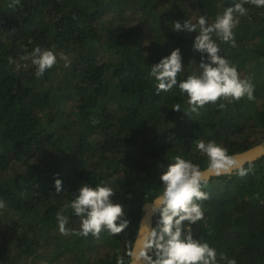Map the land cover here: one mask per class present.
Listing matches in <instances>:
<instances>
[{
    "label": "trees",
    "instance_id": "1",
    "mask_svg": "<svg viewBox=\"0 0 264 264\" xmlns=\"http://www.w3.org/2000/svg\"><path fill=\"white\" fill-rule=\"evenodd\" d=\"M241 2L0 0V264H129L141 206L163 193L160 176L175 157L202 171L210 160L199 141L229 156L264 140V6L245 3L247 15L234 14V45L212 34L219 55L254 86L253 100L220 98L192 112L179 89L207 60L193 49L198 17L211 25ZM185 20L195 32L173 30ZM36 47L57 58L41 76L22 59ZM177 48V85L157 92L152 64ZM82 183L112 188L128 221L119 234H80L70 205ZM201 191L203 218L184 221L185 231L215 249L218 264H264V156L202 181ZM58 213L68 217L66 235ZM159 259L150 240L149 264Z\"/></svg>",
    "mask_w": 264,
    "mask_h": 264
},
{
    "label": "clouds",
    "instance_id": "2",
    "mask_svg": "<svg viewBox=\"0 0 264 264\" xmlns=\"http://www.w3.org/2000/svg\"><path fill=\"white\" fill-rule=\"evenodd\" d=\"M245 3L256 7L264 6V0H242L241 3L227 7L222 15H217L211 25H208L205 16L198 17L200 32L194 38L193 49L202 55L206 54L207 60L202 59L199 63V75H190L186 80L179 82L180 91L186 93L189 98L192 112L208 103L215 104L220 98L238 101L247 96L249 100L254 99V86L250 81L242 80L237 69L219 55V46L212 39V34L215 33L222 41L234 45L233 28L239 23L234 14L247 15L248 9L243 6ZM19 4L20 0H12L9 7ZM173 25V30L177 33L195 32L196 29V25L186 20L183 23L175 21ZM29 58L36 66L37 76L43 75L57 62L53 51L39 47L33 49L30 57H22ZM182 69V56L178 48L172 50L168 56L162 57L158 63L152 64L150 75L158 81L157 92H168L177 85V74ZM173 110L180 111V105H175ZM197 149L209 157L210 167L217 175L226 170L230 158L223 147L214 141L201 140ZM240 174L245 173L242 171ZM202 180L203 174L198 166L179 156L175 157V163L170 164L167 171L160 176L164 191L159 197V226L158 231L153 230L151 234V243L159 251V264H218L215 249L207 242L194 239L191 230L185 231L183 224L184 221L195 223L203 218L204 213L197 201L207 199L208 194L201 191ZM54 187L56 193H60L62 181L55 179ZM113 195L112 188L106 184L92 188L87 183H82L77 189L70 206L74 213L81 217V235L87 237L91 233L98 236L103 228L113 234H119L127 226L128 221L123 219V207L113 202ZM2 207L4 203L0 201V208ZM57 221L59 231L68 234V217L58 213ZM220 259L227 258L221 254ZM117 264H121L119 259ZM227 264L236 262L227 260Z\"/></svg>",
    "mask_w": 264,
    "mask_h": 264
},
{
    "label": "water",
    "instance_id": "3",
    "mask_svg": "<svg viewBox=\"0 0 264 264\" xmlns=\"http://www.w3.org/2000/svg\"><path fill=\"white\" fill-rule=\"evenodd\" d=\"M264 156V140L250 148L229 155L226 170H222L219 175L210 166L201 171L202 181H208L212 177L230 174L241 169L246 164L257 161ZM156 196L141 206L142 215L138 222V228L129 254V264H149V250L151 234L153 232V218L159 212V197Z\"/></svg>",
    "mask_w": 264,
    "mask_h": 264
}]
</instances>
